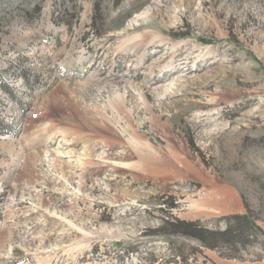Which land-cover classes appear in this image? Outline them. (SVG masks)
Wrapping results in <instances>:
<instances>
[{
  "label": "rangeland",
  "instance_id": "1",
  "mask_svg": "<svg viewBox=\"0 0 264 264\" xmlns=\"http://www.w3.org/2000/svg\"><path fill=\"white\" fill-rule=\"evenodd\" d=\"M248 212L264 0H0V264H264L169 225Z\"/></svg>",
  "mask_w": 264,
  "mask_h": 264
},
{
  "label": "trees",
  "instance_id": "2",
  "mask_svg": "<svg viewBox=\"0 0 264 264\" xmlns=\"http://www.w3.org/2000/svg\"><path fill=\"white\" fill-rule=\"evenodd\" d=\"M224 219L227 221V227L223 230L208 227L201 221L179 220L169 225L173 234L197 240L207 249H237L239 245L247 247L253 245V238L264 236L263 229L256 219L251 217L250 212Z\"/></svg>",
  "mask_w": 264,
  "mask_h": 264
},
{
  "label": "bare ground",
  "instance_id": "3",
  "mask_svg": "<svg viewBox=\"0 0 264 264\" xmlns=\"http://www.w3.org/2000/svg\"><path fill=\"white\" fill-rule=\"evenodd\" d=\"M147 12H144L142 15H144V14H146ZM110 105H111V107H112V109L115 111V113L116 114H120V115H122L123 113H122V109H123V104H122V97H117V98H115V99H113V100H111V102H110ZM81 108V107H80ZM77 111L76 112H78L77 114H76V117L79 119V120H81L82 122H84V123H88L87 122V117H88V114H86V113H82L81 111H78L79 109H76ZM118 114V115H119ZM90 118V117H89ZM122 118V117H121ZM124 118V117H123ZM77 119V120H78ZM91 119V118H90ZM109 130V132L111 133V129H109V128H107V131ZM48 131V130H47ZM49 133V132H48ZM80 137V136H79ZM136 138V137H135ZM137 140H139V138L137 137ZM82 141H83V139H82ZM89 141H90V139L88 140V139H84V141L83 142H88L89 143ZM87 150V149H86ZM47 153V152H46ZM83 155V154H82ZM46 156H48V153L46 154ZM84 158V157H83ZM81 161H82V159H81ZM85 165V164H84ZM83 165V166H84Z\"/></svg>",
  "mask_w": 264,
  "mask_h": 264
}]
</instances>
